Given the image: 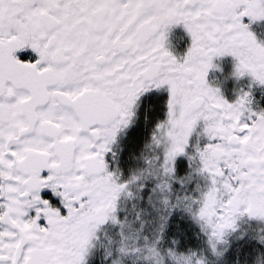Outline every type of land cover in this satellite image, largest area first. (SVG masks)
Returning <instances> with one entry per match:
<instances>
[{
    "label": "snow or ice",
    "instance_id": "1",
    "mask_svg": "<svg viewBox=\"0 0 264 264\" xmlns=\"http://www.w3.org/2000/svg\"><path fill=\"white\" fill-rule=\"evenodd\" d=\"M0 264H264V0H0Z\"/></svg>",
    "mask_w": 264,
    "mask_h": 264
}]
</instances>
